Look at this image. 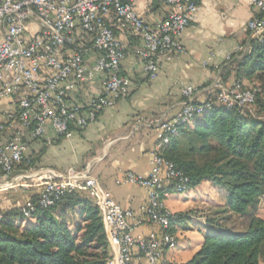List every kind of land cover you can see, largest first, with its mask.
I'll return each mask as SVG.
<instances>
[{"label":"built area","instance_id":"obj_1","mask_svg":"<svg viewBox=\"0 0 264 264\" xmlns=\"http://www.w3.org/2000/svg\"><path fill=\"white\" fill-rule=\"evenodd\" d=\"M138 1L0 0V191L20 187L27 178L38 180V200L21 206L24 218L55 205L68 193H87L99 207L112 248L107 264H141L140 259L147 264H173L165 252L177 249L179 239L166 200L191 188L189 177L163 152L179 127L190 125L215 104L251 109L253 88L237 81L226 84L219 76L213 86L215 100L204 102L197 101L196 88H183L180 109L157 123L149 174L129 171L117 179L146 191L142 210L158 229L151 235L134 232L138 223L134 213L115 201L90 167L17 172L22 164H31L27 151L32 142H52V134L70 139L76 130L95 123L105 109L130 94V78L122 74L127 47L118 28L140 40L136 54L151 80L158 76L162 57L171 59L184 52L180 36L196 19L200 0H159L170 12L156 27L139 14ZM250 5L257 14L248 21L245 43L235 53L248 52L254 41L264 39V0H250ZM31 20L37 22L32 33L28 29ZM90 50L96 52L93 60L88 57ZM97 78L99 87L78 101L74 95L77 89ZM3 218L0 209V222Z\"/></svg>","mask_w":264,"mask_h":264},{"label":"crops","instance_id":"obj_2","mask_svg":"<svg viewBox=\"0 0 264 264\" xmlns=\"http://www.w3.org/2000/svg\"><path fill=\"white\" fill-rule=\"evenodd\" d=\"M136 8L153 27L170 12V8L159 0H139ZM256 14L250 0H200L196 19L180 36L184 52L171 59L162 57L154 80L148 78L138 60L136 47L140 40L128 30L118 28L117 34L127 47L122 74L130 78V94L118 100L115 106L105 109L95 123L76 130L70 139L52 134V142L45 139L32 142L27 155L34 164H22L17 172L90 167L91 174L115 201L134 213V222H138L134 232L144 235L155 233L157 227L151 224L142 210L147 199L146 191L135 184L118 183L117 179L129 171L142 176L149 174L151 152L158 139L157 123L162 118L172 117L180 109L184 100L183 88H196L198 102L214 98V81L225 73L228 56L246 40L247 23ZM95 56L94 50L88 52L90 60ZM99 85L100 79L97 78L89 85L79 87L74 93L75 98L85 100ZM21 184L15 189L0 191V209H20L27 201L38 199L41 187L36 178H27ZM115 184L125 187L116 191ZM209 185L219 188L212 182H204L187 193L172 194L166 200V206L173 213L192 210L199 202V191ZM206 203L216 213L225 202L207 198ZM210 211L201 213L193 222L186 220L175 226L179 245L177 249L165 252L167 260L173 264H184L193 258L203 243L204 235L212 227L206 218ZM35 222L34 217L23 219L24 224ZM140 263L147 264L144 259H140Z\"/></svg>","mask_w":264,"mask_h":264},{"label":"trees","instance_id":"obj_3","mask_svg":"<svg viewBox=\"0 0 264 264\" xmlns=\"http://www.w3.org/2000/svg\"><path fill=\"white\" fill-rule=\"evenodd\" d=\"M225 70L224 83L233 77L253 84L252 108L215 104L193 126L179 127L163 152L189 177L191 189L212 182L226 192L200 249L184 264L264 263V218L256 214L264 197V39L248 52L234 53ZM3 212L0 264H107L112 257L99 207L84 193H68L39 209L35 223H23L21 208ZM233 215L247 216L244 230L220 223ZM189 218V212L174 213L173 231Z\"/></svg>","mask_w":264,"mask_h":264},{"label":"rangeland","instance_id":"obj_4","mask_svg":"<svg viewBox=\"0 0 264 264\" xmlns=\"http://www.w3.org/2000/svg\"><path fill=\"white\" fill-rule=\"evenodd\" d=\"M28 29L31 33L34 32L37 29V22L34 20L29 21ZM233 81H234V79H230L226 84H229ZM243 83L247 88L253 87V84L247 80H243ZM193 125H194V123L192 122L191 126H193ZM124 187L125 186H123V185H116L115 184L114 189L117 191V190L124 189ZM199 195L200 196H197V198L200 197L198 204L196 206H194V208L192 210L187 211L190 213V218L188 220H190L191 222L195 221V218L197 216H199L201 213H205V212L211 210L210 209L211 206H209L206 203L207 198L215 199L218 202L219 201L225 202V198H226V192L223 189H221V188L214 189V188H212V185H209V187L207 189H201L199 191ZM137 198H138V202H139L140 196L138 195ZM256 214L259 217L264 218V197H262L258 202V208H257ZM213 217H217V214L215 215V212L211 210L207 214L206 218L211 219ZM220 221H221L220 223H222V225L223 224L226 225L231 230H236V231L238 230L239 231V230H244L246 228L248 220H247V216L233 215L231 218H229L227 220L222 218ZM261 264H264V263L262 262Z\"/></svg>","mask_w":264,"mask_h":264}]
</instances>
